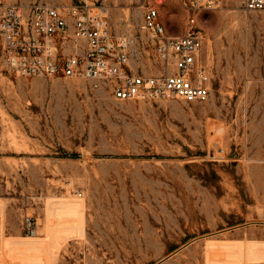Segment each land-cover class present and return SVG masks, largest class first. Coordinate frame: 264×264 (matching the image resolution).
Segmentation results:
<instances>
[{"label":"rangeland","instance_id":"rangeland-1","mask_svg":"<svg viewBox=\"0 0 264 264\" xmlns=\"http://www.w3.org/2000/svg\"><path fill=\"white\" fill-rule=\"evenodd\" d=\"M147 1L185 32L180 0ZM104 2L140 32L143 0ZM198 25L204 102L118 100L0 60V264H264V10L231 0Z\"/></svg>","mask_w":264,"mask_h":264},{"label":"built area","instance_id":"built-area-1","mask_svg":"<svg viewBox=\"0 0 264 264\" xmlns=\"http://www.w3.org/2000/svg\"><path fill=\"white\" fill-rule=\"evenodd\" d=\"M104 1H0L2 64L23 76L86 79L118 100L211 98L212 78L200 61L206 34L198 16L231 0H180L189 14L182 34L168 33L158 3L147 0L140 32L115 31ZM233 1L244 12L264 10V0ZM25 230L36 234L31 221Z\"/></svg>","mask_w":264,"mask_h":264},{"label":"crops","instance_id":"crops-1","mask_svg":"<svg viewBox=\"0 0 264 264\" xmlns=\"http://www.w3.org/2000/svg\"><path fill=\"white\" fill-rule=\"evenodd\" d=\"M200 61H201V64H203V65L208 69V72L210 73L211 78H212V75H213V73H212V68H211L209 65H207V64L205 63L204 58H203V52H202V55H201Z\"/></svg>","mask_w":264,"mask_h":264}]
</instances>
